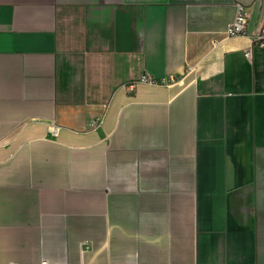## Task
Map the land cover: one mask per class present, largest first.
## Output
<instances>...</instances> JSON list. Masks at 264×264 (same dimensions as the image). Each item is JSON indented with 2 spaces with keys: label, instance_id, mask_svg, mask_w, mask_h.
<instances>
[{
  "label": "crops",
  "instance_id": "crops-1",
  "mask_svg": "<svg viewBox=\"0 0 264 264\" xmlns=\"http://www.w3.org/2000/svg\"><path fill=\"white\" fill-rule=\"evenodd\" d=\"M263 25L264 0H0V264H264Z\"/></svg>",
  "mask_w": 264,
  "mask_h": 264
},
{
  "label": "built area",
  "instance_id": "built-area-1",
  "mask_svg": "<svg viewBox=\"0 0 264 264\" xmlns=\"http://www.w3.org/2000/svg\"><path fill=\"white\" fill-rule=\"evenodd\" d=\"M248 22V12L245 8V6L242 3L236 4V13L233 18V20L230 22V24L227 27V33L229 36H237L245 33L246 25ZM253 44L264 47V25L259 29L256 35L252 37ZM245 56L250 57L251 56V48L247 49L245 51ZM165 84L166 80L161 78L160 80H156L152 75L149 73H143L137 78L130 80L129 82L125 83V86L133 88L137 84ZM49 131L51 134L56 135L57 134V125L55 123H50L48 125Z\"/></svg>",
  "mask_w": 264,
  "mask_h": 264
}]
</instances>
